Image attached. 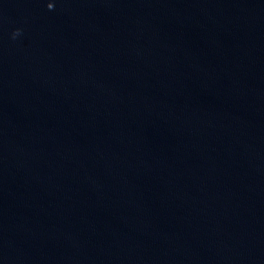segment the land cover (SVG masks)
<instances>
[{
  "label": "water",
  "instance_id": "water-1",
  "mask_svg": "<svg viewBox=\"0 0 264 264\" xmlns=\"http://www.w3.org/2000/svg\"><path fill=\"white\" fill-rule=\"evenodd\" d=\"M0 264H264V0H0Z\"/></svg>",
  "mask_w": 264,
  "mask_h": 264
},
{
  "label": "clouds",
  "instance_id": "clouds-1",
  "mask_svg": "<svg viewBox=\"0 0 264 264\" xmlns=\"http://www.w3.org/2000/svg\"><path fill=\"white\" fill-rule=\"evenodd\" d=\"M53 8V5H49V9L51 10ZM20 33H19V31H17L15 34H14V38H15V36H17V35H19Z\"/></svg>",
  "mask_w": 264,
  "mask_h": 264
}]
</instances>
